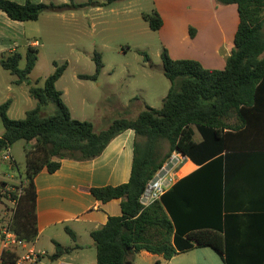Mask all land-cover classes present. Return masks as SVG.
<instances>
[{
	"label": "trees",
	"instance_id": "1",
	"mask_svg": "<svg viewBox=\"0 0 264 264\" xmlns=\"http://www.w3.org/2000/svg\"><path fill=\"white\" fill-rule=\"evenodd\" d=\"M117 1L125 0H107L103 5ZM92 2L88 4H95ZM217 2L236 5L239 15L234 48L225 68L208 69L196 60L174 59L164 49L161 59L171 87L160 109L145 106L135 118H118L108 128L97 131L93 123L73 119L63 93L56 87L67 63H54L55 71L45 79L44 86H37V81L30 87V97L37 105L24 119L9 117L11 99L0 105L5 129L0 137V154L18 141L30 147L26 154L27 181L19 187L20 195L10 192L16 207L8 227L20 239L33 242L39 234L35 185L39 173L44 169L50 174L57 172L62 160H93L114 138L133 130L129 182L91 189L94 198L103 203L120 200L122 211L121 216L109 217L105 226L91 234L97 264H132V256L140 252L171 260L195 248H211L224 264H264V210L245 215L228 213L231 206L223 204L222 186V172L227 171L229 159L264 154V0ZM66 6L0 0V11L17 22L37 21L42 12ZM143 19L153 31L164 26L158 11L143 14ZM190 35L194 38L196 30L190 29ZM38 55V49L29 46L23 69L19 52L3 57L0 65L18 77L17 84H30ZM94 61L95 74L80 75L81 80H97L104 69L100 53H96ZM50 102L57 111L44 116L42 110ZM197 134L200 142L195 139ZM165 142L169 144L167 152ZM174 151L201 166L200 170L177 181L160 200L143 206L140 198L146 186ZM255 208L264 209V205ZM68 232L75 240V234ZM242 235L254 243L238 244ZM70 250L58 244L54 258ZM5 257L11 263L20 259L16 249L5 251Z\"/></svg>",
	"mask_w": 264,
	"mask_h": 264
},
{
	"label": "rangeland",
	"instance_id": "2",
	"mask_svg": "<svg viewBox=\"0 0 264 264\" xmlns=\"http://www.w3.org/2000/svg\"><path fill=\"white\" fill-rule=\"evenodd\" d=\"M12 1L24 4L27 0ZM29 1L67 6L44 11L37 21L29 22L12 21L0 11V30L10 39L0 47V61L11 52H19L23 69L28 47L36 43L39 51L30 84H17L18 77L0 65V105L11 99L9 117L24 119L37 105L30 97V87L37 81V86L43 87L55 71L54 63H67L56 87L63 93L73 119L91 122L97 131L118 118H135L145 106L162 107L171 87L161 59L164 49L175 59L196 60L208 69L223 70L234 48L239 23L237 6L219 5L217 0H125L111 5H103L107 0H92L95 4H88L90 0ZM153 11L164 20L158 31L143 19V14ZM190 29L197 32L194 38ZM96 53H100L104 69L97 80H81L80 75L95 74ZM56 111V105L50 102L42 114L51 116ZM4 131L0 118V137ZM29 148L25 141H18L0 154V231L10 225L15 212L16 202L10 192L20 195L19 187L27 181ZM168 150L165 142L164 151ZM132 260L134 264L158 263L139 253ZM160 260L159 264H224L211 248H195L172 261Z\"/></svg>",
	"mask_w": 264,
	"mask_h": 264
},
{
	"label": "crops",
	"instance_id": "3",
	"mask_svg": "<svg viewBox=\"0 0 264 264\" xmlns=\"http://www.w3.org/2000/svg\"><path fill=\"white\" fill-rule=\"evenodd\" d=\"M9 40L0 30V47ZM35 44L31 45L36 47ZM195 139L200 142V135H196ZM134 141V131L127 130L114 138L97 158L90 161L62 160V166L57 172L50 174L44 169L37 175L36 215L39 234L30 245L47 253L37 264H97V252L91 234L105 226L109 217L121 216L122 211L120 200L103 203L94 198L91 189L115 187L129 182ZM200 168L201 166L188 159L178 171L176 182ZM222 177L223 204L231 206L228 213L245 215L264 210L255 208V205H264V154L232 157L229 159L227 171L223 169ZM68 230L75 234V240L71 238ZM237 243L254 242L242 235ZM58 244L71 250L54 258ZM16 250L20 257L25 254L23 248ZM139 254L148 255L161 263L162 256L147 252ZM131 262L134 264L132 258Z\"/></svg>",
	"mask_w": 264,
	"mask_h": 264
},
{
	"label": "built area",
	"instance_id": "4",
	"mask_svg": "<svg viewBox=\"0 0 264 264\" xmlns=\"http://www.w3.org/2000/svg\"><path fill=\"white\" fill-rule=\"evenodd\" d=\"M8 158V157H7ZM188 158L178 151H174L168 161L155 174L154 178L146 186L145 192L140 198V203L148 207L168 191L175 183L178 171L184 165ZM2 237V250L0 251V264H18L28 262L37 264L41 258L45 257V251H38L30 245V242L24 241L18 235L7 227L0 231ZM23 248L25 254L20 257L16 263L7 261L5 251Z\"/></svg>",
	"mask_w": 264,
	"mask_h": 264
},
{
	"label": "water",
	"instance_id": "5",
	"mask_svg": "<svg viewBox=\"0 0 264 264\" xmlns=\"http://www.w3.org/2000/svg\"><path fill=\"white\" fill-rule=\"evenodd\" d=\"M131 253H132V251H131Z\"/></svg>",
	"mask_w": 264,
	"mask_h": 264
}]
</instances>
